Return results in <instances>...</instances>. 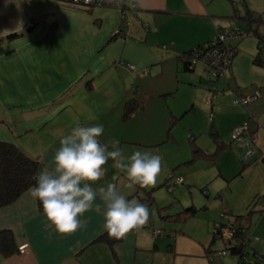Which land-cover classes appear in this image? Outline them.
I'll use <instances>...</instances> for the list:
<instances>
[{
	"label": "crops",
	"instance_id": "0c3cea01",
	"mask_svg": "<svg viewBox=\"0 0 264 264\" xmlns=\"http://www.w3.org/2000/svg\"><path fill=\"white\" fill-rule=\"evenodd\" d=\"M136 1L137 17L148 25V31L133 17L129 36L114 37L123 27L118 8H76L54 0H0V140L16 144L38 161L41 173L53 167L61 139L75 127L102 125V144L119 140L125 156L149 150L163 164L155 186L129 189L126 173L113 168L110 160L104 179L93 185L115 184L127 199L149 209V223L113 248L98 241L108 232L106 209L99 196L95 203L100 212H86L81 217L83 227L61 235L49 225L28 189L12 204L0 207V231H12L19 247L9 257L0 251V264H214L216 240L212 241L220 212L229 220L253 211L248 230L251 245L253 222L264 217V93L249 107L231 105L233 95L225 94L229 83L216 82L220 95L211 105L205 102L204 115L210 131L219 134L223 150L212 160L209 156L219 145L211 132L214 145L206 147L191 132L192 123L189 137L176 126L186 114L190 120L199 111L194 98L187 95L179 102L175 93L195 83L193 75L184 80L179 77L194 72L198 64L192 70L184 69L185 61L191 60L186 53L212 40L223 19L210 13L206 0ZM256 11L263 24L244 22L264 35V10ZM170 16H197L208 18L209 23L195 29L182 24L163 27L161 20ZM28 23H32L30 28ZM14 33L21 35L9 38ZM163 44L168 47L162 48ZM167 70L176 72L183 83H162L159 77ZM199 80H204L203 73ZM132 100L140 108L125 118ZM209 113L214 114L212 123ZM246 121L258 139V153L251 160L244 159V151L232 139V133ZM173 186H186L191 198L184 210L176 212V207L167 212L172 204L181 203L180 198L172 200L177 194L176 188L170 190ZM195 190H199L197 195ZM149 191L152 202L147 199ZM192 207L194 213L188 211Z\"/></svg>",
	"mask_w": 264,
	"mask_h": 264
},
{
	"label": "clouds",
	"instance_id": "9594fccd",
	"mask_svg": "<svg viewBox=\"0 0 264 264\" xmlns=\"http://www.w3.org/2000/svg\"><path fill=\"white\" fill-rule=\"evenodd\" d=\"M103 131L102 125L75 127L61 139L53 167L38 174L36 185L29 189L42 204L49 225L61 235H71L83 227L81 217L86 212H100V205L95 203L98 196L106 209L104 226L110 236L126 238L149 223L146 204L127 199L115 184L93 185L104 179L111 160L113 168L126 173L127 188L155 186L163 171L162 158L149 150L125 156L119 140L100 142Z\"/></svg>",
	"mask_w": 264,
	"mask_h": 264
},
{
	"label": "rangeland",
	"instance_id": "374dc122",
	"mask_svg": "<svg viewBox=\"0 0 264 264\" xmlns=\"http://www.w3.org/2000/svg\"><path fill=\"white\" fill-rule=\"evenodd\" d=\"M207 3H209V10L211 14H215L216 16H219L223 19V22L220 23L221 26L230 28L231 30L236 27H246V20L234 18L233 16L238 17L244 16L246 13V8H250L251 10H264V0H206ZM260 13V11H256ZM243 14V15H241ZM161 23L163 27H165L167 24H182L186 27H190L191 29H195V27H198L200 24L206 26L209 23L208 18H197V16L194 17H175L170 16L163 18L161 20ZM217 36V31L215 30L212 37L210 39H214ZM260 40V35L255 32V35L248 36L243 39H237L232 38L229 39V43L232 44L237 49V54L235 55L233 61L237 62V65L231 66L229 71L227 72L226 76L221 78L219 81L220 85H225L229 83L230 89H227L225 91V94H232L231 96L230 104L232 105L233 100L235 98H238L241 96V92L243 94L251 93L253 89H259V87H262L261 90V97L259 100L263 97L264 93V67L259 66L254 63V58L258 53V42ZM166 44L162 45L163 46ZM168 45V44H167ZM206 65L203 62H199L196 67L195 71L188 73L183 72L180 73L179 77L181 80H184L189 75H193L195 77V80H193L192 85L187 84V89L184 91L183 86L180 87V89L176 90V98L179 102H182L185 98V96L189 95L192 98L195 99L197 110L199 111L198 116H191L189 120V116L187 114L185 115L183 123H179L176 126L184 131V134H188L189 126L191 123L193 124V130L191 132H194L197 136V141L199 144H203V146H209L211 147L214 145V140L210 136V124L207 122V119L205 117V113L207 111L205 102L209 98H213V90L209 86L210 83L208 81V77L206 76ZM205 72V73H204ZM204 74V80L202 82L199 80V74ZM185 74H187L185 76ZM196 75V76H195ZM159 80L162 81V83L167 85H179L182 82H179L176 77V72L167 70L164 75L159 77ZM218 83V82H217ZM216 83V85H217ZM239 93V94H237ZM225 96V95H223ZM214 100V98H213ZM258 100V101H259ZM175 104V103H174ZM238 107V106H235ZM252 107V105H251ZM203 112V113H202ZM201 115V117H200ZM203 115V117H202ZM264 116V113H263ZM182 122V121H181ZM190 135L188 134V137ZM185 144L189 145V140L186 137ZM185 145V147H187ZM188 151V148H185ZM172 191L174 188H176V198L174 197L172 200L178 201L179 198L181 200L180 202L172 204L170 207L166 209L168 210L170 208H175L177 212L178 208H181L182 210L185 209V205L188 204L190 197V193L187 190V187H169ZM168 187H164L163 191H166L167 193H170ZM182 192V194H180ZM199 193V190H195V195ZM218 204V203H217ZM215 204V205H217ZM156 204L153 205V209H156ZM174 211V212H175ZM232 218V217H231ZM233 220V218H232ZM228 218L221 212L217 215V222L226 224L228 223ZM256 221V222H255ZM253 222L250 234L252 236L251 245H247L246 252L248 253V256L253 255V248H256L258 252L263 256L264 260V217L258 221L255 220ZM260 228V229H259ZM214 232V231H213ZM226 247H229L225 244V241L223 238H217L215 241V244L213 246L214 250H223L226 249ZM217 251H214L213 254H216ZM215 260V261H214ZM214 264H238L239 256L234 254H229L227 256H215L213 259Z\"/></svg>",
	"mask_w": 264,
	"mask_h": 264
},
{
	"label": "trees",
	"instance_id": "16d2710c",
	"mask_svg": "<svg viewBox=\"0 0 264 264\" xmlns=\"http://www.w3.org/2000/svg\"><path fill=\"white\" fill-rule=\"evenodd\" d=\"M62 3H68L70 0H54ZM234 18H239L246 20L249 24H257V26L263 24L261 14L253 11L249 8H246V13L244 16H233ZM30 28V27H29ZM254 31L260 35V40L258 42V47H260L261 42H264V35L259 31V28H253ZM20 33H14L9 36V38H17L20 36ZM119 34H115L116 37ZM213 39L207 42L206 44L200 45L198 48L188 51L187 56H193V54L200 48L209 46L212 43ZM260 50V49H259ZM237 53V51H236ZM191 60H187L184 63V69L192 70L190 67ZM254 63L264 67V57L258 52L254 58ZM140 106L135 100H132L125 112V118L130 117L133 113L139 110ZM212 136L219 145V134L216 131L212 130ZM223 150V146L219 145L216 149V152L209 157L214 160L219 153ZM40 163L31 157H29L20 147L16 144L0 140V207L7 206L15 202L24 192L36 185V177L40 174L39 171ZM148 200L152 202L153 196L152 192H148ZM38 207L43 211L42 204L38 201ZM188 211L195 212V209L189 208ZM253 211L250 210L246 215H237L233 218H229L228 223L224 225L231 224L234 226L237 231L234 236L230 239L221 237L218 233L214 232V240L217 238H223L225 244L231 249L232 254L239 256V261L242 260V257L248 253L246 252L247 245L250 242V235L248 233L249 227L251 226V216ZM122 239H116L105 233L102 235L98 241L107 242L112 248L115 244L121 242ZM0 251L6 257L12 256L19 252V247L16 244L14 233L10 230L0 231ZM258 254L262 257V264H264L263 256L259 252H253L252 256H248L249 260L253 259L254 256ZM249 264H259V261L254 259V262Z\"/></svg>",
	"mask_w": 264,
	"mask_h": 264
},
{
	"label": "built area",
	"instance_id": "2783aa9c",
	"mask_svg": "<svg viewBox=\"0 0 264 264\" xmlns=\"http://www.w3.org/2000/svg\"><path fill=\"white\" fill-rule=\"evenodd\" d=\"M71 7L76 8H90V7H114L121 11L122 17V29L117 31L124 37H128V29L132 24V18L135 17L142 25L144 31H148L149 27L146 23H143L137 17L138 4L136 0H70L68 3ZM32 23H28L27 28L31 27ZM217 36L213 39L212 43L204 48L197 50L191 57L190 67L194 69L195 65L199 62H203L206 65V76L213 90V98L220 95V92L216 89V82L221 78L225 77L227 72L232 66L233 59L236 55V48L229 43V39L237 38L243 39L248 36L255 35V31L250 28L236 27L232 30L227 27H222L220 25L216 26ZM168 45H164L163 48H167ZM260 54L264 57V42L260 44ZM131 70H135L133 65H128ZM261 97V90H255L251 94L241 95L233 100L236 105H243L249 107L251 103L259 100ZM213 98L207 99V103L211 105L213 103ZM209 122L214 121V114H208ZM232 139L237 143L244 151V159L251 160L257 153V134L251 128L249 122L243 123L232 133ZM237 229L229 225H224L222 223H217L215 226V232L221 237L230 239L234 236ZM217 251L215 256H227L232 254L231 249L215 250ZM213 260V257L211 258ZM259 261L262 264V257L258 254L254 256L253 259L249 260L248 256L245 254L242 260L238 264H249L250 262Z\"/></svg>",
	"mask_w": 264,
	"mask_h": 264
}]
</instances>
